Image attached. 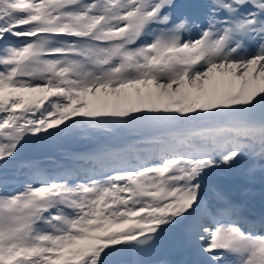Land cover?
I'll list each match as a JSON object with an SVG mask.
<instances>
[{
	"label": "snow or ice",
	"instance_id": "1",
	"mask_svg": "<svg viewBox=\"0 0 264 264\" xmlns=\"http://www.w3.org/2000/svg\"><path fill=\"white\" fill-rule=\"evenodd\" d=\"M116 134L91 170L19 159ZM0 264H264V0H0Z\"/></svg>",
	"mask_w": 264,
	"mask_h": 264
},
{
	"label": "rangeland",
	"instance_id": "2",
	"mask_svg": "<svg viewBox=\"0 0 264 264\" xmlns=\"http://www.w3.org/2000/svg\"><path fill=\"white\" fill-rule=\"evenodd\" d=\"M118 135V134H116ZM123 137H129V135H122ZM96 136H72L68 138H59L64 143L69 144L70 142L76 143V146L70 148V151L60 150L57 147H54L53 144L56 143V139L49 141L47 143H44L42 145H28L26 146L22 151L19 159L24 160H35L34 155H36L41 150H44L48 147L51 149L49 150L48 156H43L41 160L44 163L46 168H52L49 164L56 163L60 167L70 166L74 168H80L81 170H91L93 168V162H94V156L98 150L96 149L93 142L96 140ZM109 139V138H107ZM129 140L131 139H125L120 141L118 144L114 145V148L122 147L124 146ZM53 143V144H52ZM99 153V152H98ZM97 153V154H98ZM61 154V155H60ZM72 154H76L77 157H73ZM41 161L40 159H37ZM52 160V161H51ZM86 160V161H84ZM68 162V164L66 163ZM83 162H87L86 167L82 164ZM97 168H99V165H96ZM226 174V173H225ZM231 176L234 179V185L230 189L229 193L235 197L236 199L240 200L241 202L247 204L250 206L253 200L261 198V187L257 184H248L244 180L240 179L239 177L233 175V174H226ZM214 176L209 177L208 184L211 185H217L214 181ZM246 183V184H245ZM245 184V186H243ZM241 186V187H240ZM172 240V243L174 241V236L172 233L166 234L165 237L161 242H165L167 239ZM178 258L177 253L173 248L168 247H161L158 248V251L148 257H145V259H175Z\"/></svg>",
	"mask_w": 264,
	"mask_h": 264
},
{
	"label": "trees",
	"instance_id": "3",
	"mask_svg": "<svg viewBox=\"0 0 264 264\" xmlns=\"http://www.w3.org/2000/svg\"><path fill=\"white\" fill-rule=\"evenodd\" d=\"M128 138H133V136H129ZM118 137H117V135H114V136H112V137H110L109 139H107V138H101V137H97L96 138V145H95V147H96V149L97 150H99V151H101L103 148H105V147H108V146H111V147H113L114 145H116V144H118L117 142H118ZM59 139H57V141H56V143L55 144H53V146L54 147H57V148H59L60 150H65L66 151V148H71V146H74L75 147V145H76V143H73V142H70L69 144H65L66 146H64V144H62L61 142H59L58 141ZM51 148L50 147H48V148H46V149H44V150H42V152H39L38 154H36V155H34V159L35 160H37V159H42V157L43 156H45V157H47L48 156V153H49V150H50ZM61 155V154H60ZM41 161H43V160H41ZM52 161V160H51ZM52 168H55V167H60L61 165H57L56 163H53V164H49ZM172 240L170 239L169 240V238L165 241V242H161L160 243V245L158 246V248L160 249L161 247H168V248H173L172 247ZM158 251V250H157Z\"/></svg>",
	"mask_w": 264,
	"mask_h": 264
},
{
	"label": "water",
	"instance_id": "4",
	"mask_svg": "<svg viewBox=\"0 0 264 264\" xmlns=\"http://www.w3.org/2000/svg\"><path fill=\"white\" fill-rule=\"evenodd\" d=\"M215 181L219 183L220 187H223L227 191L230 189L232 185L231 178L224 176L222 174L216 176Z\"/></svg>",
	"mask_w": 264,
	"mask_h": 264
},
{
	"label": "bare ground",
	"instance_id": "5",
	"mask_svg": "<svg viewBox=\"0 0 264 264\" xmlns=\"http://www.w3.org/2000/svg\"><path fill=\"white\" fill-rule=\"evenodd\" d=\"M117 137H118V139H117V140H118V143H119L120 141H122V139L125 140V139H133V138H134V137H133V138H128V137L125 138V137H123V136H121V135H119V134L117 135ZM55 141H57V139H56ZM58 141L61 142L62 144H64V146H66V145H65L66 143H64L63 141H61V139H59ZM66 151H70V148H66ZM40 152H42V150H41ZM98 152H100V151L98 150ZM98 152H96L94 156H97V153H98ZM38 153H39V152H38ZM38 153H37V154H38ZM73 155H74V154H72V156H73ZM94 159H95V157H94ZM66 163L68 164V162H66ZM258 200H260V199H258ZM256 202H257L258 204H257ZM259 203H260V201L258 202L257 200H255V202H253V203L250 204L249 208H251V207L254 205V206L256 207V209L258 210V208H259Z\"/></svg>",
	"mask_w": 264,
	"mask_h": 264
}]
</instances>
